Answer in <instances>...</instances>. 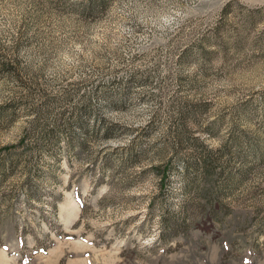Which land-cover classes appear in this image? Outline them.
<instances>
[{
	"label": "rangeland",
	"instance_id": "1",
	"mask_svg": "<svg viewBox=\"0 0 264 264\" xmlns=\"http://www.w3.org/2000/svg\"><path fill=\"white\" fill-rule=\"evenodd\" d=\"M0 264H264V0H0Z\"/></svg>",
	"mask_w": 264,
	"mask_h": 264
},
{
	"label": "trees",
	"instance_id": "2",
	"mask_svg": "<svg viewBox=\"0 0 264 264\" xmlns=\"http://www.w3.org/2000/svg\"><path fill=\"white\" fill-rule=\"evenodd\" d=\"M206 202L209 206H207V205H206V207L203 206V208H201V210H200V213L202 214L203 217L209 216L212 213V211L213 212L216 211V206L214 204H210L209 200H206Z\"/></svg>",
	"mask_w": 264,
	"mask_h": 264
}]
</instances>
